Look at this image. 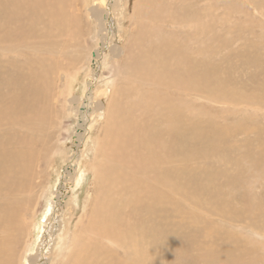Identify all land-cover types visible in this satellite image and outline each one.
<instances>
[{
    "label": "rangeland",
    "instance_id": "374dc122",
    "mask_svg": "<svg viewBox=\"0 0 264 264\" xmlns=\"http://www.w3.org/2000/svg\"><path fill=\"white\" fill-rule=\"evenodd\" d=\"M165 1L140 0V8L138 0L117 2L118 15L105 25L111 28L108 35H115L112 41L121 52L115 58L109 52L105 62L97 57L98 50L104 42L106 48L111 44L109 38L105 41L99 35V24L91 13L96 0H64L62 27L58 20L48 23L51 18L39 12L42 9L30 15L27 8L21 16L8 12L15 20L35 18L25 41L27 46L14 41L10 52L17 55L25 50L30 54L34 44L41 51L35 57L42 60L45 56L52 66L51 73H46L49 93L45 92L42 128L32 130L26 125L29 121L22 127L13 126L21 140L38 137L30 146L37 160L30 172L29 188L19 191L20 186L0 187L4 207L10 204L18 208L14 199L19 201L25 194L32 197L28 212L34 214L25 225V233H30L26 259L36 254L46 236L54 191L72 154V161L78 159V176L53 228L55 238L61 239H57L49 258L42 254L44 261L71 264L70 255L75 250L72 236L78 228L85 232L81 242L90 241L85 247L92 255L108 247L117 252L118 236L107 238L99 233L100 227L91 217L95 212L107 213L115 218L113 225L127 226L128 230H134L141 219L144 232L154 226L157 232L153 236L158 239L168 234L170 250L158 256L162 264H178V255L205 264L201 252L217 259L219 250H227L224 261L231 264H264V0H191L192 6L201 5L204 10L206 20L201 32L190 30L187 21L173 15L172 6L183 0ZM154 7L164 8L150 15ZM4 8L0 4V20H6ZM117 17L121 20L118 23ZM167 37L175 38L178 56L171 53L165 68L160 75L154 74L152 81L144 74L131 76L130 71L137 69L134 60L143 59L159 38ZM132 59L126 66L125 62ZM199 62L206 68V76L204 83L196 86ZM188 70H192L191 81L185 83ZM33 82L32 76L30 86ZM1 83L3 86L5 82ZM92 90L95 94L89 96ZM253 95L263 98L254 99ZM92 96L95 106L88 100ZM234 98L240 100L232 101ZM97 105L100 109L88 116L87 109ZM115 110L133 117L146 112L149 117L144 118L155 124L156 140L160 136L172 141L169 152H154L159 160L151 166L167 182L144 176L132 166L130 156H107L109 151H104L101 143L108 127L118 130L114 118H110ZM80 123L84 131L77 146L75 133ZM126 146L124 143L121 149ZM178 176H182V184H178ZM111 182L128 184L131 195L127 197L108 184ZM13 231L19 233L15 228ZM174 235L178 238L175 248L171 239ZM146 238L149 242L150 237ZM20 246L17 241L16 257L8 264L18 263ZM34 263L41 264L39 259Z\"/></svg>",
    "mask_w": 264,
    "mask_h": 264
},
{
    "label": "bare ground",
    "instance_id": "6f19581e",
    "mask_svg": "<svg viewBox=\"0 0 264 264\" xmlns=\"http://www.w3.org/2000/svg\"><path fill=\"white\" fill-rule=\"evenodd\" d=\"M118 1L119 0H96V5L91 10L92 15L99 24H97L99 35L105 39V41L106 38L110 39V46L107 48L104 47V44H106L104 42L102 49L98 50L99 53L97 57H100V61L101 58L102 61L104 59L103 62H105V58L108 56L109 52L112 53L114 58L119 56L121 52L115 46L116 43L112 41V38L115 37V35H108L111 28L109 29V27L105 25L106 23L110 24V20L113 19V15H118L119 10L116 7ZM63 2L64 0H0V4H2L5 7L4 9L7 11V15L5 16L6 20H0V91L2 90V92H0V96L4 94V96H1L0 99V187L4 186V188L13 189V187L20 186L19 191H22L24 188H29L27 186L29 183L30 172L34 167H36L37 160L35 158V152L30 149V146L33 147L32 143L36 141L38 137L26 136V139L21 140V137L14 133L13 126L19 125V127H22V123L29 121L26 125L28 127L30 126L32 130L42 128L40 124L44 121L42 113L45 109V102L47 100V94L45 96V92L49 93V88L46 87L49 77L46 73H51L52 70V66L49 61H47L45 56L41 57L42 60H38L37 57H35L38 53L41 54V51L36 50V48H34V44L31 45L33 48L31 49L33 55L32 52H30V54H27V52L25 53V50L21 51L17 55L10 52L14 48V41L17 42V40H19V43L22 42L24 43V46H27L25 41L27 36H29V32L35 18L30 16L29 20H15L9 17L8 12H10L9 14L21 16L22 11L27 8L30 15L32 12L36 13L38 9H42V11L39 12L43 13V15L46 13L51 18L48 23L53 20H58L59 23H62L60 25V27H62L66 14ZM126 2L127 0H125L124 4H126ZM165 2L169 1L166 0ZM190 3L193 2H191V0H183L180 5L178 4L177 6H172V13L173 15L180 16L183 20L187 21L191 26L190 30L194 29L196 32H201L205 26L204 23L206 20L204 10L201 5H197L195 8ZM143 4L147 5L148 2H143ZM137 7L140 8V0L137 2ZM163 8L164 7L152 8L150 10V15L155 14L159 10L161 12ZM120 21L119 17H117L115 22L118 23ZM26 29L28 31L27 33L25 32ZM153 45L154 46L151 51L147 50L144 53L143 59L138 58L134 60L133 63L137 69L130 71L131 76L144 74L147 80L152 81L153 75H160V70L165 68V65L168 63L166 58L170 56L171 53L178 56V51L175 47L177 46L175 38H159ZM105 50H107L106 54L103 53ZM6 54H11V56L2 59V57ZM133 59L125 62L126 66H130ZM31 65H33V67ZM198 65L200 68L195 71L196 80L194 84L196 86L202 85L206 76V68H204L202 62H199ZM191 73L192 70L187 71L188 77L184 81L185 83H190ZM32 76L35 78V82H33L30 86ZM175 78L176 77H174L173 80ZM1 82H5L3 86ZM93 94H95L93 90L89 92V96ZM263 94L264 93L262 92V95ZM34 96H38V98L35 99ZM93 97L94 96L90 99L88 98L91 106L94 104H92ZM221 97L222 94L220 93L219 98ZM253 98L262 99L263 96L253 95ZM241 99H245V95H242ZM236 100H240V98L232 99V101ZM99 105H97V107H93V109L86 108L87 115L91 116L96 110L100 109ZM140 113L141 118L138 116L133 117L120 114L118 110H115V112L111 114L110 118H114V122L118 130L116 129L114 131L112 127H108L106 133H103L104 138L101 143L103 150L109 151L107 152V154H109L107 155L108 157L113 156L117 158V156L121 155L130 156L133 160L131 163L132 166L143 172L144 176L148 178L152 176L156 182H159L160 180L167 182V179L159 177L151 166H155L159 160V157H157L154 152L157 150L169 152L167 148L170 147L172 141H165L160 136L158 140H156L157 135L154 134V132H156L154 131V122L144 118L145 116L149 117V114L145 115L146 112ZM109 116L110 114L108 117ZM46 122L47 121H45V123ZM83 123H80L79 128H76L75 142L77 146L79 144L78 141H81L82 139V133L84 131L82 129L84 126ZM120 124L122 125L118 127ZM11 127H13L12 132H9L8 130ZM175 142L177 141L175 140ZM124 143H127V146L121 149V146ZM114 151H116L115 154L113 153ZM71 157L72 154L67 157V161H69L68 165L65 167L64 177L54 191L52 205L50 204L53 207L52 211H50L51 214H49L48 217L49 224H46L44 229L46 231V236L44 238L42 237V242H40L36 254L32 256L30 255L29 259H26V253L30 247L27 243V237H29L30 233H25V225L32 220L34 214L32 211L28 212V210L32 207L30 204L33 202L32 197L25 194L19 199V201L18 199H14L13 204L17 205L18 208H12L10 204H8L10 208L4 207L1 205L0 200V264H8L9 262L14 261L16 257L15 249L17 241L21 243V257L19 253L17 264H23L26 260L27 264H35L34 262L37 259H39L41 264H50L48 259L47 261H44V256L47 255L49 258L50 256L48 255L53 253L54 246L57 244V239H61L60 236L55 238L57 234L54 233L53 229L58 216V211L61 212L60 210H63L65 207L67 202L66 195L73 187L78 176L75 174V166L78 159L72 161ZM94 168L95 171L99 173V169L96 165ZM113 173L114 175L116 174L114 171ZM178 180V184H182V176H178ZM108 184H113L115 187L119 188V190L124 192L127 197L131 195L130 186L126 183L121 182V184H119L111 182ZM125 194H123L124 197ZM2 199H4V197ZM123 211L125 212V208ZM184 212H188L193 216L192 212L187 210H184ZM91 217L98 223V226L100 227L99 233L103 236L107 238H114L115 236H118L116 238L117 243L115 242V249L117 252L112 251L111 248L108 247L104 251L95 250L92 252V255L86 249L90 241L81 242L82 233L85 232H81L78 228V233L72 236L71 245L75 250L70 255L72 258L71 264H162V262L160 263L158 256H164L170 250L168 234L165 233L163 238L158 239L156 236H153V234L157 232L154 226H152L147 233L144 232V224L141 219L138 220L137 227L134 230H128L127 226L119 227L113 225L116 220L107 213L100 215L94 212ZM194 217H196V214ZM14 228L19 230V233L17 231H13ZM22 234L25 237H22ZM147 235L150 237L149 242L146 241ZM171 239L175 248L178 238L174 235ZM86 242L87 246L85 247ZM156 248L159 250L157 253L155 251ZM84 250L85 253L83 254ZM226 251L227 250H219L216 254L217 259L210 257L208 253L202 251L200 259L205 264H231L224 261ZM55 253L56 255L58 254L57 256L61 257L59 251ZM179 253L182 252L180 251ZM207 257H210V261ZM177 261L178 264H195L190 257L182 258L179 255L177 256ZM61 263L62 260L60 261V264Z\"/></svg>",
    "mask_w": 264,
    "mask_h": 264
}]
</instances>
